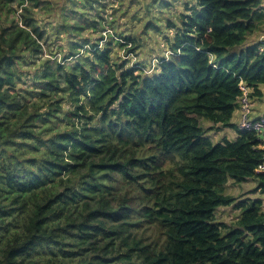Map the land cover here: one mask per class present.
Masks as SVG:
<instances>
[{"label": "trees", "instance_id": "1", "mask_svg": "<svg viewBox=\"0 0 264 264\" xmlns=\"http://www.w3.org/2000/svg\"><path fill=\"white\" fill-rule=\"evenodd\" d=\"M98 1L63 0L47 21L26 3L48 0H0L21 12L0 27V264H264V149L231 123L241 81L262 95L264 39L249 38L263 1L185 2L151 71L115 56L114 43L136 55L137 36L96 40ZM171 6L136 12L156 29L153 9ZM54 29L60 59L44 58ZM203 119L236 138L213 143ZM251 178L259 197L226 194ZM229 205L226 226L215 211Z\"/></svg>", "mask_w": 264, "mask_h": 264}, {"label": "rangeland", "instance_id": "2", "mask_svg": "<svg viewBox=\"0 0 264 264\" xmlns=\"http://www.w3.org/2000/svg\"><path fill=\"white\" fill-rule=\"evenodd\" d=\"M49 1V7L42 9L40 8H34L31 4L26 3L30 10L36 12L38 14V17H45L47 21L50 19H54V14L56 10H60L62 6L63 0H48ZM138 1L142 2L143 0H99L98 2L94 3L93 5V11L95 9L94 6H97V3L103 6L100 13L105 16L107 19L102 25H98L97 29L99 33H97L96 40H98L99 36H103L104 40L107 39V37H116L114 39L115 41L118 40L120 37L118 33L120 34H128L130 36H137L140 39L141 45L137 49L136 55L133 53H130L127 51L128 48H130V45L124 44V46L119 47L118 44L114 43V52L115 56L123 59H129L131 63H136L140 61H145V69L151 71L156 64H158L159 56H167L169 55V48L165 43V40L163 39L165 36H173L174 32L177 28L182 27V22L180 18L181 13H187L189 12L188 9L185 7V2H188L190 4H194V0H171L172 6L167 9L164 13H159L153 9L155 16L151 20L155 23V26H157L156 29H144V25L146 23V20H149V16L142 15V12L137 13L136 9L138 7ZM263 5H264V0ZM81 4H79L78 7H80ZM16 5H11V8L13 11H8L6 8H3L0 10V27L11 25L12 20H21V12L18 10ZM82 6V5H81ZM90 5H87L86 8H89ZM92 11V12H93ZM135 11V12H134ZM131 12H134L132 15ZM140 16V20L137 19V17ZM75 17L72 13H70L69 18ZM79 19V16L77 17ZM167 20H170L172 23H174V27L168 28L166 26ZM264 29V27H263ZM51 32H48L50 34ZM52 39L50 37L49 43L51 42L50 46L53 49L51 52H55V56H52L49 52L51 48H48L45 44L44 47V58H50V59H60V55L57 51L61 50L62 46L61 38L56 37V30L54 29ZM88 36V35H86ZM93 37V36H91ZM259 40L264 39V33H261V30L254 33L250 36L249 39H257ZM263 38V39H262ZM105 43V41H102ZM63 43L65 44V40L63 39ZM263 94L261 96L252 97L251 98V105L256 106L257 111L260 109H264V87H261ZM233 117L231 118V120ZM236 121H234L235 123ZM211 125V122L208 120H202V126L206 129L205 135L209 137V139L213 142H220L224 138H227L229 140H234L230 137V134L232 132H235V130L232 127H218L214 129H208ZM230 130H229V129ZM208 129V130H207ZM256 187V183L254 179H247L246 181H243L241 183H235L232 180H229L227 184L225 185V191L226 194L232 195L234 197H237L239 199H245L248 197L254 198L259 197V194L253 191ZM239 215V210L234 208L232 205L230 206H221L218 207L215 211V218L216 221L221 222L222 224H225L226 226H230L235 223L237 216Z\"/></svg>", "mask_w": 264, "mask_h": 264}, {"label": "built area", "instance_id": "3", "mask_svg": "<svg viewBox=\"0 0 264 264\" xmlns=\"http://www.w3.org/2000/svg\"><path fill=\"white\" fill-rule=\"evenodd\" d=\"M240 95L238 98V111L240 113L237 128L242 131H255L260 139L259 147L264 149V116L253 117L250 88L244 82L239 83ZM256 172H264V160L258 164Z\"/></svg>", "mask_w": 264, "mask_h": 264}, {"label": "crops", "instance_id": "4", "mask_svg": "<svg viewBox=\"0 0 264 264\" xmlns=\"http://www.w3.org/2000/svg\"><path fill=\"white\" fill-rule=\"evenodd\" d=\"M261 91H262V89H261ZM262 94H263V91H262ZM257 97V96H256ZM256 110H257V108H256V106L255 105H253V107H252V113H251V115L253 116V117H260V116H264V109H260L259 111H257L256 112ZM239 115H240V113H239V111H238V109H236L235 111H234V113H233V119L231 120V123H234V121H236L234 124L237 126V123H238V120H239ZM218 128V127H217ZM229 129V128H228ZM230 130V129H229ZM236 136H237V134H235L234 132H232L231 134H230V137L231 138H233V139H235L236 138Z\"/></svg>", "mask_w": 264, "mask_h": 264}]
</instances>
